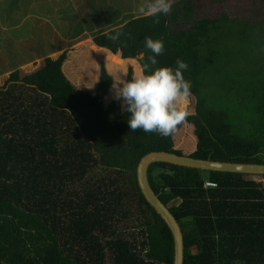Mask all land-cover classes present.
<instances>
[{"label":"trees","instance_id":"obj_1","mask_svg":"<svg viewBox=\"0 0 264 264\" xmlns=\"http://www.w3.org/2000/svg\"><path fill=\"white\" fill-rule=\"evenodd\" d=\"M13 1L14 15L21 18L0 28H12L7 41L12 44L11 36L18 39L28 32L18 41L17 54L27 43L42 40L48 26L37 17L31 22L21 8L31 12L39 0ZM50 1L55 6L38 2L37 10L52 20L66 19L67 25H56L59 42L88 31L95 44L119 56H140L143 66L154 55L145 47V38L162 39L163 54L146 74L160 67L175 69L177 59L187 64L182 75L191 82L192 114L186 120L201 128V149L192 156L264 163V90L251 106L244 97L228 106L234 99L224 96L221 83L216 80L219 90L212 98L214 88L207 81L201 85L216 54L205 49L220 38L211 37L221 26L218 10L201 13L199 0H175L157 23V17L138 13L145 0ZM224 1L217 0L219 5ZM249 2L254 9L264 6V0ZM1 5L7 8L11 2ZM105 24L109 26L97 30ZM115 30L122 35L113 42L108 35ZM66 51L58 47L27 52L19 62L33 61L32 70L16 67L0 84V264H172L171 232L142 195L135 167L102 164L93 141L79 127L73 94L88 92L93 102L101 89L70 83L68 92L66 84L62 86L65 76L56 67ZM54 52L56 58L48 55ZM51 76L58 81H50ZM248 91L246 85L242 93ZM234 110L239 111L236 116L230 114ZM130 115L125 111L127 123ZM147 178L179 223L183 264H264V174L156 161L148 166ZM207 180L217 188L205 189Z\"/></svg>","mask_w":264,"mask_h":264},{"label":"rangeland","instance_id":"obj_2","mask_svg":"<svg viewBox=\"0 0 264 264\" xmlns=\"http://www.w3.org/2000/svg\"><path fill=\"white\" fill-rule=\"evenodd\" d=\"M19 0H16L18 3ZM208 0H199L201 13L210 8V13L216 12L221 24L218 31L211 32V37H220L217 43L210 44L205 51L214 49L216 54L209 60L208 72L202 79L201 85L207 81L208 87L214 88L211 95L219 90L216 80L223 85L222 92L232 106L239 102V98L244 97L248 100L249 106L254 103L257 94L264 90V6L261 8H251L249 0H225L219 5L215 3H206ZM11 2V5L4 8L1 3ZM14 1L0 0V26L14 25L20 20V16L14 15ZM42 5L52 3L50 0H39ZM32 3L33 11L25 9V18L29 17L31 22L37 17L41 23L48 26L42 30L46 35H40L42 40L27 43L26 47H21V51L15 54V48L20 44L19 40L27 35V31L18 39L11 36L9 43L8 37L12 28H0V84L7 78V74L16 67L22 66L32 70L34 64L26 62L21 64L20 59L24 60L23 54L27 52L33 54L38 49L56 50L58 47H67L65 57L59 64L57 70H60L65 78L62 81L68 92H71V84L77 87L88 88L92 90L101 89L98 94L99 99L93 102L89 101L91 97L88 92H76L74 97L78 101L76 118H79L82 132L89 136L93 141L94 149L99 156L102 164L135 167L142 153L150 149L165 148L171 151H182L192 155L201 149L200 127L187 120L178 126L174 134L168 137H161L156 133H145L142 129L131 131L125 117L126 105L122 106V100L115 98V89L113 83L119 78L131 80L140 73L142 64L140 56L124 57L115 54L106 46L102 47L94 43L90 32L83 31L80 36L64 37V41L59 42L60 23L67 25L65 18L55 16L51 17L38 11L39 3ZM16 4V3H15ZM22 5L19 3V6ZM74 12H77L73 4L67 6ZM205 7V8H204ZM57 14H62L54 9ZM76 24V23H75ZM56 25L58 28H56ZM109 25H111L109 23ZM100 26L97 30L105 29L106 26ZM64 28V27H63ZM51 33L50 35H48ZM113 54L119 56V59L112 57ZM54 58L58 52L48 54ZM41 58L45 56L40 55ZM203 49H201V58L203 59ZM51 61L49 67H55ZM44 71V69H42ZM221 76H226L227 79ZM58 81L51 76L50 81ZM4 84V83H3ZM249 86V91L244 92L245 86ZM64 99L65 93H58ZM208 99V98H207ZM219 100H221L219 96ZM189 106V103H188ZM238 110L230 114L236 116ZM95 136V137H93ZM105 161V162H104Z\"/></svg>","mask_w":264,"mask_h":264},{"label":"clouds","instance_id":"obj_3","mask_svg":"<svg viewBox=\"0 0 264 264\" xmlns=\"http://www.w3.org/2000/svg\"><path fill=\"white\" fill-rule=\"evenodd\" d=\"M175 0H145L137 11L142 16L157 17L168 14ZM122 32L115 30L108 39L119 40ZM145 47L154 55L147 57L150 62L142 66L140 73L131 80L119 78L113 83L115 98L122 100L125 111L130 113L128 126L131 131L143 130L145 133H156L168 137L175 133L192 113L188 109L191 96V82L182 75L187 70V64L177 59V67H160L147 72L150 65L157 63L155 57L163 54L162 39L145 38Z\"/></svg>","mask_w":264,"mask_h":264},{"label":"water","instance_id":"obj_4","mask_svg":"<svg viewBox=\"0 0 264 264\" xmlns=\"http://www.w3.org/2000/svg\"><path fill=\"white\" fill-rule=\"evenodd\" d=\"M156 161L203 170L264 174V163L216 160L212 159L210 156L197 158L187 153H176L175 151L165 148L150 149L142 153L135 166L137 183L145 200L164 220L171 232L173 238L172 264H183V236L179 223L167 206L158 198L149 184L147 169L151 163Z\"/></svg>","mask_w":264,"mask_h":264},{"label":"built area","instance_id":"obj_5","mask_svg":"<svg viewBox=\"0 0 264 264\" xmlns=\"http://www.w3.org/2000/svg\"><path fill=\"white\" fill-rule=\"evenodd\" d=\"M203 186L207 190H213L217 188V183L214 181L207 180L204 182Z\"/></svg>","mask_w":264,"mask_h":264},{"label":"bare ground","instance_id":"obj_6","mask_svg":"<svg viewBox=\"0 0 264 264\" xmlns=\"http://www.w3.org/2000/svg\"><path fill=\"white\" fill-rule=\"evenodd\" d=\"M112 57L119 59V56H117V55H115V54H113Z\"/></svg>","mask_w":264,"mask_h":264}]
</instances>
